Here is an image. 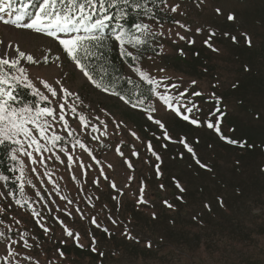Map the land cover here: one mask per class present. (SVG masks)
<instances>
[{"label":"rangeland","instance_id":"obj_1","mask_svg":"<svg viewBox=\"0 0 264 264\" xmlns=\"http://www.w3.org/2000/svg\"><path fill=\"white\" fill-rule=\"evenodd\" d=\"M167 2L169 5L180 3L181 10L185 15H180L179 12L176 14L158 13L159 24L155 20L145 21L152 25L154 31H163L165 35L153 41L152 46L143 51V58L140 61L141 67L157 77H172L169 83H181L182 89H189V95L193 91L203 92V96L193 97V99L201 108L199 116L201 126L194 127L202 132L201 134H204L210 129L204 126L203 121L215 110L210 104L214 102L211 94L215 93L218 97L222 96L221 91L224 87L229 88L240 79V72L243 69L240 65L243 62L238 51L241 47H248L241 33H247L251 37L252 46L250 48H261L263 44L264 0H204L199 8L193 0H167ZM217 8L221 9L219 15L216 12ZM229 13L236 15L235 21L227 19ZM5 18L7 19L6 15ZM174 20L190 25L192 31L185 32L179 29L173 23ZM197 27H204L205 31L196 35L195 29ZM170 28L172 29V39L168 38ZM209 30L216 31V36L210 42L219 50L218 52L211 51L204 44L205 39L208 38ZM176 31H180L186 37L194 36L196 43L191 46L182 41L173 43L172 40L176 38ZM225 32L230 35L225 37ZM231 36L237 37L236 43L232 42ZM38 37L39 34L30 35L29 30L16 29L15 26L4 25L0 21V39L5 41V44L0 45V56L9 58L15 55L14 49H8L7 44H15L22 49H29L31 42L39 43L41 46L48 43L47 38L38 39ZM161 44L163 45V52L158 54ZM51 46L53 53L59 51L57 45L52 44ZM180 49H183L185 55H180ZM61 60L62 67L60 68L56 67L54 63L40 64L39 66L29 65V77L34 80L37 87H41V90H43L42 86L36 82L37 77L49 82L58 78L62 79L64 86L70 91L78 93L83 100V104L76 102L78 111L85 114L92 124H98L94 117L99 115L108 124V135H101L100 132L92 134L90 130L85 132L78 119L66 117L69 118L70 127L76 130V138L92 150L101 164L97 165L78 146L75 149L76 156L83 161L85 166L90 164L91 168L81 169L74 164L71 170H68L65 164H60L54 160L48 161L47 169L39 168L38 170L41 174L45 171L49 172L58 186L59 195H57V188L47 182V176L42 175L41 178L46 182L39 183L35 174L30 170L31 166H29L28 159L23 156L20 158L24 159L26 165L25 194L30 198L25 207H18L7 195L9 188L13 191L18 189L15 176L19 175V172L13 174L12 180L15 187L11 188L9 183L5 186L4 182H0V192L5 194L4 197H0V205L5 208L0 219L8 224L13 223V217L20 220L21 224L15 225V227L29 232L30 243H33L31 251L22 248L20 244L14 245L16 251L33 257L39 261V264H48L49 260H54L57 264H264V195L257 199L249 191V188H244L245 191H243L244 182L249 177L248 172L246 170L241 172L236 160L227 163L221 159L215 160V153H207L208 151L197 156L211 171L208 172L207 169L200 168L182 145L162 139L161 130L147 119L145 112L133 109L118 98L95 89L67 59L61 57ZM192 64H195V71L187 66ZM161 68L165 71L160 72L159 69ZM123 71L124 75H131L133 80H138L126 65ZM65 74H67V78H64ZM181 77L183 78L182 81L179 79ZM193 80L197 81L195 87H191ZM154 106L157 109L153 113L155 118L161 119L166 124L173 139H178L174 133V127L175 121L181 119L175 117L171 111H165V106L158 100H155ZM102 110H107L111 116H105ZM229 110H231V106ZM233 113L236 115L237 111L235 110ZM141 116L147 124L141 123L140 119H135ZM112 117L117 122L123 121L124 126L118 130L115 129ZM211 119L215 121L216 118L211 116ZM131 131H135L140 140L132 137ZM177 133L180 132L177 131ZM61 134L65 135L63 132ZM92 135L99 136V140H93ZM198 136L197 139H187L194 150L199 138L205 140L200 135ZM149 141L162 158V173L167 168L171 169L173 180L182 181L188 185V188L185 189L190 192L191 200L184 202L187 206L180 212L182 215L180 217L174 215L165 220L163 213L171 212V209L162 203L164 200H169L166 198V193L160 188L161 177L159 179L156 177L153 167L156 163L155 157H152L151 152L146 147ZM164 143L168 144L167 148L162 147ZM133 145H135V150L140 153L139 159L131 156ZM117 146H120L125 156L132 161L134 171L127 169L124 159L115 152ZM69 151H71L70 147ZM181 153H183V158L180 156ZM62 159L66 161V157L63 155ZM145 160L150 162L146 164ZM109 163L113 165L114 173L107 169L106 165ZM170 164L173 165L171 168L169 167ZM14 166L15 162L12 161V167ZM102 166L106 173L113 176L118 187L124 190V195L120 197L118 211L116 202L112 199L113 196L118 195L117 192L111 189L103 179L100 181L99 188L92 184L93 178L99 175L98 169ZM213 170H220L223 173L215 175ZM84 171H87L86 177L82 176ZM73 174L77 177L75 181L71 178ZM129 174L133 175L135 179L131 181L130 187L125 188L124 185L129 183L127 180ZM27 179L33 180V183L37 185L36 189L27 184ZM141 180L146 184L145 198L149 201V205L137 206L132 194L138 196ZM202 188L207 190L210 188V191H207L205 197L195 195L196 193L199 194L197 191ZM37 190L44 197L43 201L40 200V196L35 194ZM157 191L162 192L163 199L160 201H154L150 196L151 192ZM61 196L73 199L76 202L75 205H68L66 201L60 199ZM87 197H91L96 208L92 207V203H89ZM96 197L99 199L97 200ZM219 199H223V207L220 206ZM53 201L55 203H52ZM103 205H107V207L103 212H99L97 220L103 227H107L112 232L111 237L87 221H80L74 211L75 206H79L86 213L96 214ZM205 205L209 207H205ZM33 207L41 213L44 223L51 229L48 234H45L36 223V219L39 218H34L30 214ZM65 208L73 211L72 218L64 213L63 209ZM47 209H52V212L49 213ZM153 213L156 214L155 219L157 221L153 219ZM109 214L118 221L117 225L110 222ZM211 215L215 217L213 225L223 230L224 234L222 232L215 233L211 230V234H202L201 239L190 235L184 243H181L172 234L175 230H180L181 225L179 223L181 220L189 221L198 229H203L201 224L203 221L212 218ZM56 216H59L74 233L79 231L80 243L84 245L83 249L77 247L73 239L65 236L64 229L54 219ZM147 217L153 222L152 227L147 225ZM124 225H127L130 234L136 239L129 240L126 238L123 234ZM0 230H5L3 225H0ZM89 233L95 236L97 240L96 253L90 250ZM8 234L13 239H18L15 233ZM170 235L172 237H169ZM156 236L159 237L156 239ZM63 240L67 241L66 244L60 243ZM149 242L152 244L151 248L147 246ZM58 248L64 252L65 259L60 258L57 252ZM74 248L84 250L88 255L84 257L68 255V252ZM99 252L104 253L103 257H100ZM4 254L5 243H0V258Z\"/></svg>","mask_w":264,"mask_h":264},{"label":"snow or ice","instance_id":"obj_2","mask_svg":"<svg viewBox=\"0 0 264 264\" xmlns=\"http://www.w3.org/2000/svg\"><path fill=\"white\" fill-rule=\"evenodd\" d=\"M197 8L204 3V0H193ZM16 0H0V21L4 25L15 26L16 29L29 30V34H39L38 39L47 38L48 43L41 46L39 43H30L29 49H22L15 44H7L8 48L14 49V56L5 58L0 56V147H6L9 150V158L15 162V166L10 169L13 173L19 172L15 176V181L18 182V189L13 191L9 188L7 195L12 198L15 205L20 208L25 207L30 198L25 194V162L20 157H26L29 162L30 170L35 174L39 183L43 184L46 181L41 176H47L48 183H51L57 188L58 186L52 179L48 171L43 174L39 172V168H48V161H58L60 164H65L66 169L71 170L75 164L76 167L84 169L91 168V165L85 166L83 161L76 156L75 149L77 146L95 161L97 165L101 161L93 154L92 150L87 147L80 139L76 138V130L70 127L69 118L78 119L81 128L87 132L95 134L100 132L101 135H108V124L102 120L99 115L94 119L98 124H92L85 114L78 111L76 102L83 104V100L78 93L70 91L62 83V79H55L49 82L43 78H36L41 87H37L34 80L29 77L28 66H39L40 64L47 65L54 63L56 67H62L61 57L67 59L74 68L92 85L95 89L104 94L113 96L122 101L125 105L133 109H138L145 112L147 119L152 121L161 130L162 139L167 142L178 143L186 149L187 153L191 154L195 163L202 169L211 171L205 163H202L198 158L192 144L186 137L180 136L178 139H173L169 134L168 127L161 119L155 118L153 113L157 111L154 106L155 100H158L165 106V111H171L175 117L188 122L189 124L200 127L201 113L200 106L194 101L193 97L203 96L201 91H193L189 95V89L183 88L181 83L171 82L172 77L159 76L143 70L140 61L143 58V51L151 47L153 41L165 34L163 31H154L150 23L146 20H155L159 24L158 13L185 15L181 10L180 3L169 5L167 0H20L19 6H14ZM217 14H221V9H216ZM7 16V19L5 18ZM135 17L132 23L129 20ZM229 21H235L236 15L229 13L227 16ZM27 21V22H26ZM173 23L185 32H191V26L179 20H174ZM162 27V25H161ZM205 31L204 27H197L195 34L200 35ZM168 38L172 39V29L168 30ZM230 34L225 32L224 36ZM244 37L246 45L252 46L251 37L247 33H241ZM216 36L215 30L208 31V38L204 44L213 52L219 50L210 42ZM173 43L177 41L186 42L188 45L196 43L194 36L186 37L180 31H176ZM233 43L237 42L236 36H231ZM117 45V50L120 59L128 67L130 72L134 74L138 80H133L131 75L122 74L115 67L108 53L112 51V45ZM5 44L3 39H0V45ZM52 44L57 45L59 51L53 53ZM163 52V45H159L158 54ZM180 55H185L183 49L179 50ZM196 55H199L196 53ZM151 59V57H149ZM131 61V62H130ZM22 62H24L22 64ZM247 71V67H245ZM164 72L165 69H159ZM64 78H67L65 74ZM182 81V77L179 78ZM121 81L125 85H132L131 88L121 87ZM146 84L147 90L142 88ZM197 81H191V87H195ZM237 85L233 84L235 88ZM21 89H26L29 94L34 97L33 100H25L21 94ZM215 101V110L208 118L203 121L204 126L208 129H214L217 133L220 132V123L223 116L226 114L221 109L222 98L211 94ZM151 101V102H149ZM105 116H111L107 110H102ZM219 113V115H216ZM211 116H215L213 121ZM112 122L115 129H120L123 121L117 122L112 117ZM126 127V126H125ZM59 129V131H58ZM61 132L65 133L62 135ZM131 136L136 140L140 137L135 131L130 132ZM93 140H99V136L92 135ZM227 143L237 146L241 149L244 147L252 148L246 140H235L225 137ZM199 141H197L198 143ZM168 144L164 143L162 147L167 148ZM69 147L71 151H69ZM147 150L151 152L152 157H155L156 163L153 165L156 177L159 179L163 173L161 164L163 163L161 156L153 148V144L149 141L146 144ZM115 152L124 159V163L129 170H135L130 159L125 156L120 146L115 148ZM62 155L66 157L62 159ZM131 156L139 159L140 153L135 150V145L132 146ZM183 158V153L180 154ZM75 157V159H74ZM146 164L149 160L144 161ZM238 163V161H237ZM111 173L115 169L112 164L106 165ZM99 175L93 178L92 184L99 188L100 181L107 182L111 189L117 192V196L112 199L116 202L117 211L120 207V197L124 195V190L118 187L116 180L110 174L105 172L102 166L98 169ZM82 176H87V171L82 172ZM72 180L77 177L73 174ZM9 176L0 174V182H4L7 186ZM135 177L127 175L129 183L124 185L125 188L130 187L131 181ZM175 179V178H174ZM27 184L36 189L37 185L32 179H27ZM175 186L179 192L183 193L185 188L178 180H175ZM160 188L163 190L164 185ZM146 184L143 180L140 181L139 194L133 195L137 206L149 205V201L145 198ZM40 196L43 201L44 197L39 190L35 193ZM4 192H0V197H4ZM60 199L67 202L68 205H75V201L67 196H61ZM89 203H92L91 197H87ZM98 200L99 197H96ZM182 200V197H177ZM52 203H55L54 201ZM167 208L172 209L174 205L167 200L162 202ZM221 207L224 205L223 199H219ZM92 207L96 208L95 203ZM107 205L101 206L96 214L84 212L79 206H75L74 211L80 221H87L90 225L97 229H102L109 237L112 232L103 227L97 220L99 212H103ZM205 207H209L205 205ZM49 213L52 209H47ZM60 211V209H57ZM64 213L72 218L73 211L67 208L63 209ZM5 212V208L0 205V215ZM36 219V223L48 234L51 229L44 223L41 213L32 208L30 213ZM153 219L156 214H152ZM54 219L64 229L65 236L73 239L76 246L83 249L84 245L80 243L79 231L70 229L59 216ZM108 219L113 225H117L118 221L110 214ZM13 223L8 224L3 219H0V225H3L5 230H0V243H5V254L0 258L2 264H39L33 257L26 255L23 252H17L14 245L20 244L22 248L31 251L33 243H30V234L27 231H22L16 228L15 225H20L21 221L12 218ZM8 233H15L18 239H13ZM123 234L129 240L136 239L130 234L127 225L123 227ZM91 241V251L97 252V240L95 236L89 233ZM33 239H35L33 237ZM66 240L61 241V244H66ZM138 242V241H137ZM37 247L39 245H36ZM152 247L151 242L147 245ZM61 259H65V254L61 249H57ZM100 257L104 253L99 252ZM48 264H57L54 260H49Z\"/></svg>","mask_w":264,"mask_h":264},{"label":"trees","instance_id":"obj_3","mask_svg":"<svg viewBox=\"0 0 264 264\" xmlns=\"http://www.w3.org/2000/svg\"><path fill=\"white\" fill-rule=\"evenodd\" d=\"M19 2L20 0H16L14 6H19ZM262 17L264 22V14ZM133 20H135L134 16L129 20V23H132ZM262 43L261 48H239V57L243 62L240 66L243 69L240 72V79L234 83L237 86L235 88L233 85L229 86V88L224 87L221 91L222 96H219L222 98L221 109L226 113L219 125V133L214 129H210L204 134H201L202 132H199L197 128L181 120H176L174 127V133L178 138L184 136L190 140L192 138L197 139L199 137L198 135H200L201 138L205 139L202 140L199 138V142H196L195 151L197 152V155L208 151L207 153H215V160L221 159L226 163L232 160L238 161L240 171L243 172L246 170L249 176L247 181L244 182L243 191H245L246 188H249V191H251L257 199L260 197L262 198L264 195V110H262V108H264V40ZM108 55L114 62L115 67L124 74L123 70L125 64L119 57L115 43H113L112 51L111 53H108ZM192 65L187 66L195 71V64ZM245 67H247V71L245 70ZM120 86L127 88L132 87V85H125L123 81H121ZM147 87L146 84L142 85V88L145 91L147 90ZM21 94L25 100L35 99L26 89H21ZM210 104L215 109V101ZM230 106L231 110H229ZM235 110L237 111L236 115L233 113ZM216 115H219V113ZM214 118L216 117L214 116ZM135 119H140L141 123L147 124L144 121L143 116ZM177 131L180 133H177ZM221 137L235 140H246L249 145H253L254 147L249 148L246 146L241 149L227 143V140L222 139ZM179 152L182 151L179 150ZM185 159L188 160L187 157H185ZM172 166L173 165L170 164L169 167L171 168ZM11 168L12 161L9 158V150L6 147H0V174L9 176L10 179L8 183L12 188L15 187V184L12 180L14 178V173L10 171ZM171 172V169L167 168L161 177L160 183L164 185L163 192L166 193V198L174 205V208L170 210L171 212L173 211V213H163L165 220H168L174 215L178 217L182 216L180 212L187 206L184 202H190L191 200L190 192H187L186 189L183 193L178 192L179 190L175 186V180L171 178ZM212 172L215 175L223 173L220 170H213ZM235 174L238 175L237 172H235ZM180 183L184 188H188V185L185 182L181 181ZM231 188L233 187L231 186ZM208 190L210 191V188ZM208 190L202 188L200 191H197L199 194L196 193L195 195L205 197ZM178 194H181V196H178ZM150 196L154 201H160L163 199L161 191L151 192ZM177 197H182L183 199L178 200ZM241 198L244 199V197ZM214 218L215 217L212 216V218L203 221L201 224L203 229H198L196 225L189 221L181 220L179 223L181 225L179 227L180 230H175L172 234L181 243H184L190 235H193L197 239H201L202 234H211V230L215 233L222 232L224 234L223 230L216 228L213 225ZM146 219L148 220L147 225L152 227L153 222L148 217ZM155 221H157V219H155ZM197 230L199 231L197 232ZM208 230H210V232H208ZM158 237L159 236H156V239ZM169 237L172 236L170 235ZM68 255L84 257L85 255H88V253L79 248H74L68 252Z\"/></svg>","mask_w":264,"mask_h":264},{"label":"bare ground","instance_id":"obj_4","mask_svg":"<svg viewBox=\"0 0 264 264\" xmlns=\"http://www.w3.org/2000/svg\"><path fill=\"white\" fill-rule=\"evenodd\" d=\"M9 49V48H8ZM9 51V50H8Z\"/></svg>","mask_w":264,"mask_h":264}]
</instances>
